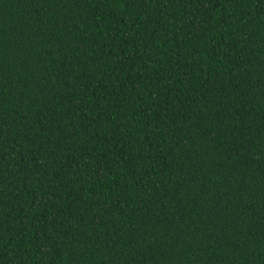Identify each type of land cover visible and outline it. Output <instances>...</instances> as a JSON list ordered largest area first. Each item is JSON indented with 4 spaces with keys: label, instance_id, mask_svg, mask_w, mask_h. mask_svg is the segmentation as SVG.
Here are the masks:
<instances>
[{
    "label": "trees",
    "instance_id": "1",
    "mask_svg": "<svg viewBox=\"0 0 264 264\" xmlns=\"http://www.w3.org/2000/svg\"><path fill=\"white\" fill-rule=\"evenodd\" d=\"M0 264H264V0H0Z\"/></svg>",
    "mask_w": 264,
    "mask_h": 264
}]
</instances>
